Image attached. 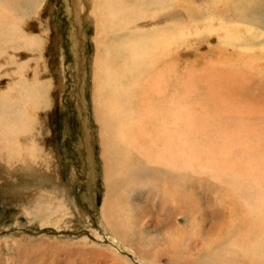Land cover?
Returning <instances> with one entry per match:
<instances>
[{
    "label": "bare ground",
    "instance_id": "6f19581e",
    "mask_svg": "<svg viewBox=\"0 0 264 264\" xmlns=\"http://www.w3.org/2000/svg\"><path fill=\"white\" fill-rule=\"evenodd\" d=\"M83 1L72 0L77 25L83 23L80 14L85 13L84 11L86 14L83 20L87 22L91 20V16L87 17L89 19L86 18L90 10L88 1L87 3ZM126 1L132 5L124 4ZM142 1L147 0L132 2L131 0H90L93 10L89 12L90 14L92 12L96 27V36L93 40L96 41L97 49L94 61V109H96V119L100 126L102 149L106 152L103 157L107 156V162H109L107 167L110 165L111 172L108 175L111 183L124 182L125 184L133 178V183L138 185L144 177L150 180L154 178L153 184H148L149 187L145 186V188H141L140 184L141 190L140 188L138 190L144 192L147 199H151L154 203L167 206L166 212L169 216L179 212L185 216L191 215V210L196 207L194 206L195 198L198 199L197 203L201 202L205 207L207 203L215 201L218 208L213 210L220 219L212 220L210 211L208 213L204 210L200 214L207 212V219L202 221L211 220L215 223L214 233L220 236V243L224 246L229 244L234 248L228 246L230 249L224 251L225 248L222 247L218 258L223 264H264V81L254 83L253 79L248 77L250 74L245 73V70H254L258 66L256 62L264 56V53L236 52L234 62L237 64L231 66L230 70H225L226 72L216 73L214 77L213 72L218 70L210 67L208 63L210 69L205 73H210L211 75L208 74L210 78L204 79L201 77L205 74L204 72L195 74L194 71L189 77L184 93L163 98L169 91L166 76L175 72L177 74L178 68L181 69L183 64L180 61V54L192 33L197 36L203 33L209 34V37L217 36L218 45L221 46L258 47L254 42L255 36L247 34L248 29L237 24L243 23L249 27L259 26L260 21L264 20V11L259 6L260 0H225L221 5H218L220 3L218 1L215 5L204 2L206 5H201L202 9L192 5L191 1L185 4L179 1L177 4L183 5L187 11L189 19L187 24L182 25L175 21L163 27L160 25L158 28L153 27L152 30L143 25L144 29H140L142 32L137 29H135L137 32H132L134 30L131 31L130 28L134 23L140 19L145 20L149 13L158 12L159 14L160 11L165 10L164 5L170 0H150L151 4L145 5V8L144 5L142 6L144 9L138 6ZM214 1L212 0V3ZM118 2L132 7L133 10L135 8L132 18H129L132 15L129 16V12H125L124 9L123 12L126 14L118 17ZM40 3V0H0V44L3 48L14 42L16 45L21 41L19 47L38 44L35 39H32L33 36L31 38L23 31V27L26 18L35 16L28 14V11H37ZM170 4L175 3L170 1ZM22 14L26 15L24 21ZM216 14L223 16L225 22L221 23ZM162 19L166 20V18ZM152 20L154 21L155 18L149 21ZM216 20L220 22H216L217 26L214 23ZM162 22L157 19L154 25ZM134 28L136 27L132 29ZM259 29L264 31V26H259ZM79 32L77 31V35ZM76 36L73 38L74 42L78 41ZM193 38H190L191 41L194 40ZM6 50L3 52L6 53ZM78 52H80L79 49ZM207 52V55L215 54L214 50ZM18 63L21 64V62ZM222 74L221 80L219 76L221 77ZM12 76L10 75L11 78ZM8 82L9 88L0 92V157L9 160L6 168L16 166L18 167L16 171L21 170L33 160L31 165L47 176V179H42V182L53 184L55 182L50 180V175L45 170V155L42 158L38 157L44 151L43 145L31 132L32 127L35 129L42 119H39L38 123L34 120V116L27 113L29 105L34 106L35 109H41L44 106L41 100L43 83L36 78V72H33L32 81L23 74L21 76L18 74L15 83L10 80ZM46 83L50 90L51 79H46ZM11 94L16 97H12ZM50 95L51 92H48L45 96L50 99ZM148 126L152 129V136L145 133ZM39 137L42 138V135L39 134ZM24 140L36 144L25 147ZM39 159L41 160L38 161ZM103 160L105 162L106 157ZM26 171L28 172L27 169ZM127 184L125 188L133 191ZM111 192L113 194L115 191ZM117 193L122 191L115 192L113 196ZM113 209L108 195L102 205V214L118 236L124 235L119 222L114 220L116 215L111 212ZM111 214L115 218L112 217V219ZM139 219L142 220V218ZM198 222L200 223L199 219ZM136 227L138 231V226ZM177 230L181 232L182 229L179 227ZM190 231L192 233L193 230ZM205 233L207 234V231ZM171 234L174 233L171 232ZM176 234L174 239L180 240L182 237L180 236L179 239ZM196 235L194 234V237ZM164 236L168 239V235L164 234ZM170 237L173 240V235ZM183 241L178 243L182 244ZM162 242L164 244L163 240ZM187 243L188 241L185 246ZM183 245L181 248H184ZM215 246L216 244L213 245ZM167 249H171L170 246ZM172 254L174 259L180 257L178 255L180 253L177 254L175 251Z\"/></svg>",
    "mask_w": 264,
    "mask_h": 264
},
{
    "label": "rangeland",
    "instance_id": "374dc122",
    "mask_svg": "<svg viewBox=\"0 0 264 264\" xmlns=\"http://www.w3.org/2000/svg\"><path fill=\"white\" fill-rule=\"evenodd\" d=\"M40 1V7H38L37 11H28V14L35 16H30L26 19L25 14L21 16L23 21L24 19L26 20L23 31L30 35L31 38L33 36L34 38L32 39H35L38 44L19 47L20 43H22L21 41L16 43V45H14V42V44H10L7 47L4 46L6 48H3L2 44H0V66L2 65L0 68V92L9 88L7 86L9 80L15 83L18 74L20 76L23 74L29 81H32L33 72H36V78L42 81L41 100L44 105H42L43 109H35L34 106L29 105L27 113L32 115V117L34 116V120L38 123L39 119H42V124L35 126V129L32 127L31 132L35 134L36 139L38 138L39 141H37L40 144L42 143L44 151L38 157L42 158L45 155V170L48 171L50 180L57 184L42 182V179H47V176H44L46 174L43 171L41 172L37 167L31 165L33 160L28 162L29 165L27 164L21 170L16 171L18 168L16 166L6 168L9 160L5 157H0V264H216L217 262H219L217 264H223L218 258L219 253L222 252L220 250L225 248L224 251H228L229 247L232 246L229 244L224 246L220 243V236L214 233L215 223L211 220L209 222L208 220L202 221L207 217V212L209 213V211L212 220L220 219L214 211L218 208L215 201L207 203L205 207L201 202L197 203L198 199L195 198L196 200L194 199V201L196 203L194 206L196 205V207H193V210L190 209L191 215L188 214L187 217L179 212L171 215V217L166 212L167 206L154 203L151 199H147L144 192H139L141 188L149 187V185L153 184L155 182L154 178L150 180V178L144 177V180L142 179V182L138 185L133 183V178L130 179L127 183L133 191L125 188L127 183H111L109 176L111 172L110 165L108 168L107 156H105L106 161L104 162L103 160V158L105 159L103 155H106V152L105 149H102L100 126L96 119V109H94V61L97 49L95 48L96 41L93 40L96 36V27L92 12L91 14L89 12L93 10L90 0H84L83 3L88 1L87 5L90 10L87 12L88 16L86 18L91 16V20L88 22L87 20L84 21L85 19L83 20L86 14V11H84L85 13L80 14L84 23L81 25L76 23L72 0ZM170 1L175 4H170ZM170 1L164 5L163 9L165 10L160 11L159 14L158 12L156 14H147V20L140 19V21L131 26L130 30H134L132 32H137L135 29L141 31L140 29L143 30L144 26H148L147 28L152 30L153 27L158 28L159 25L163 27L175 21L180 22L182 25L187 24L189 22L187 11H185L183 5L177 4L179 1L182 4L192 2L191 4L196 5L197 8L201 7V5H206V2L214 5L219 2L218 5H221L225 2V0H215L213 3L212 0ZM217 1L218 3H216ZM129 3L127 1L124 2L128 6L132 5ZM149 4L151 2L147 0L140 2L138 6L142 7L144 5L143 7L145 8V5ZM117 5L119 10L118 17L124 16L125 12H129V16L134 15L135 8L133 10L132 7L124 6L119 2ZM259 6L264 11V0H260ZM123 9L125 12H123ZM133 15L129 18H132ZM218 15L216 14V17H219L218 20L221 23L225 22L222 18L223 16ZM150 18H155V20L149 21L151 20ZM162 18H166L168 21H163ZM157 19H160L161 22L163 21V24L154 25ZM216 22L219 21L216 20L214 22L215 26L218 25ZM141 23L143 24L141 25ZM137 25L144 26L140 28ZM237 25L247 28V34L255 36L254 42L258 47L221 46L218 45L217 36L209 37L207 33L197 36L192 33L186 45L189 44L183 47L185 49L182 48L184 53L180 54V61L183 64L181 69L178 68L177 74L175 72L168 75L169 77L166 76V85H168L169 91L163 98L168 96L175 97L184 93V88L194 71L195 74L207 73L210 65V67L216 68L219 72H213L212 76L214 77L216 73L220 74V71L226 72L230 70L231 66L237 64V62H234L236 52L241 54L243 52L264 53L262 51L264 49V31L259 29V26H264V20L260 21L259 26L256 27H249L243 23L242 25L241 23ZM133 27L136 28L132 29ZM81 30L82 32H79ZM77 31L79 32L78 35ZM75 36L78 38L76 42L73 40ZM190 38L194 40L191 41ZM196 39L197 41L201 39V41L196 43ZM190 44L192 46H189ZM8 47L10 49L13 47V50ZM7 48L9 51L6 50ZM78 49L80 52H78ZM5 50L6 53L3 52ZM16 50H18L17 53ZM210 50H214L215 54L207 55V51ZM18 62H21V64L19 65ZM176 62L178 61L176 60ZM256 66L258 68L256 67L254 70L247 69L245 73L250 74L248 77L251 80L253 79L252 82L261 83L264 81V56L257 60ZM206 73L201 75V77L204 79L210 78L208 75L210 73ZM10 75H13L12 78ZM222 77L223 74L221 77L219 76L221 80ZM45 78L51 79L50 90L47 88ZM48 92H51L50 99L45 96ZM11 95L16 97L14 94ZM254 119L256 118L254 117ZM151 130V127L148 126L145 133L152 136ZM39 134L42 135V138L39 137ZM23 143L25 147L26 145L32 147L35 142L31 144L30 141L24 140ZM119 186H122L124 190ZM139 188L140 190H138ZM110 190L115 192L122 191V193H117L115 197L113 196L115 192L112 194ZM108 195L114 207L111 212L116 215L114 220L119 222L122 227V233H125L124 235L118 236L115 229H112V225H109L102 214V205ZM134 200L136 201L133 202ZM204 210H207V212L200 214ZM113 214L110 215L111 218H115ZM180 214L181 216H178ZM197 217H199L200 223ZM139 218H142V220ZM140 221H143L142 225ZM207 222L209 225L211 224V227L207 226ZM136 226H138V231ZM192 226L193 228H191ZM176 227L177 229L180 227L182 229L180 230L181 232ZM202 227L208 228L202 229ZM201 229L203 232L200 231ZM190 230H193L192 233H190ZM204 230L207 231V234ZM169 231L174 234L177 233L176 235L179 239L181 236L182 238L177 240L179 243L184 240L183 243L179 244L174 239L176 238L174 234ZM187 232L190 234L188 235ZM164 234L168 235L167 238L170 241L166 239ZM194 234H199L203 237L197 235V237H194ZM172 235L173 240L170 237ZM251 235L253 236L252 233ZM186 237L189 239L187 240ZM162 240L165 246L162 244ZM187 241L188 243L185 246ZM212 244H216V246L213 247ZM130 245L131 247L129 248ZM182 245L184 248H181ZM169 246L171 248L169 249L170 251L167 249ZM172 248H177V251H180L177 252ZM232 249L234 248L232 247ZM172 250L177 254L180 253L178 255L181 260L173 258L172 253L174 251Z\"/></svg>",
    "mask_w": 264,
    "mask_h": 264
}]
</instances>
